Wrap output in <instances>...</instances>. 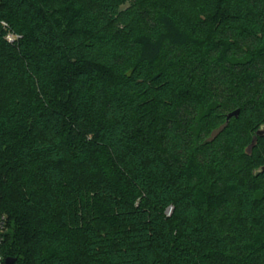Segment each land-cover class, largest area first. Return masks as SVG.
I'll list each match as a JSON object with an SVG mask.
<instances>
[{
  "label": "trees",
  "instance_id": "16d2710c",
  "mask_svg": "<svg viewBox=\"0 0 264 264\" xmlns=\"http://www.w3.org/2000/svg\"><path fill=\"white\" fill-rule=\"evenodd\" d=\"M263 127L264 0H0L5 260L264 264Z\"/></svg>",
  "mask_w": 264,
  "mask_h": 264
},
{
  "label": "built area",
  "instance_id": "2783aa9c",
  "mask_svg": "<svg viewBox=\"0 0 264 264\" xmlns=\"http://www.w3.org/2000/svg\"><path fill=\"white\" fill-rule=\"evenodd\" d=\"M1 26L3 27V30L6 32L5 33V40L12 45L17 44L22 37L12 31L10 29V26L7 22H1ZM8 219L7 216L1 215L0 214V264H6L5 256L3 254V246L5 243V235L8 231Z\"/></svg>",
  "mask_w": 264,
  "mask_h": 264
},
{
  "label": "water",
  "instance_id": "95a60500",
  "mask_svg": "<svg viewBox=\"0 0 264 264\" xmlns=\"http://www.w3.org/2000/svg\"><path fill=\"white\" fill-rule=\"evenodd\" d=\"M239 115H240V111H239V110L230 113V114L227 116V124L230 122V120H231L232 118H238ZM263 136H264V127L261 128V129L257 132V136L254 137L252 144L246 149V153H247L248 155H251V154H252V151H253V148H254L255 146H257L258 137H263ZM261 172L264 173V166L262 167ZM15 262H16V260H15V259H11V258H8V259L6 260V264H15Z\"/></svg>",
  "mask_w": 264,
  "mask_h": 264
}]
</instances>
